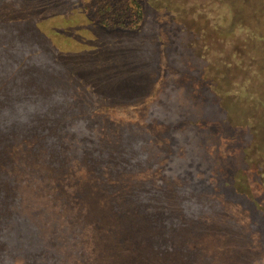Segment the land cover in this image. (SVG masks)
Masks as SVG:
<instances>
[{
	"label": "rangeland",
	"instance_id": "1",
	"mask_svg": "<svg viewBox=\"0 0 264 264\" xmlns=\"http://www.w3.org/2000/svg\"><path fill=\"white\" fill-rule=\"evenodd\" d=\"M0 264H264V0H0Z\"/></svg>",
	"mask_w": 264,
	"mask_h": 264
},
{
	"label": "trees",
	"instance_id": "2",
	"mask_svg": "<svg viewBox=\"0 0 264 264\" xmlns=\"http://www.w3.org/2000/svg\"><path fill=\"white\" fill-rule=\"evenodd\" d=\"M226 155H227V153H226Z\"/></svg>",
	"mask_w": 264,
	"mask_h": 264
}]
</instances>
